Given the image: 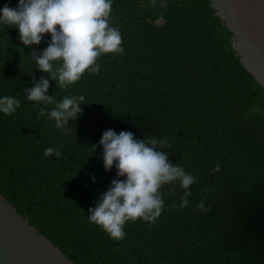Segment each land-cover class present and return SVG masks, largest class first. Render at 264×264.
<instances>
[{
  "label": "trees",
  "instance_id": "obj_1",
  "mask_svg": "<svg viewBox=\"0 0 264 264\" xmlns=\"http://www.w3.org/2000/svg\"><path fill=\"white\" fill-rule=\"evenodd\" d=\"M6 3L17 0L0 7ZM110 23L123 54H102L100 71L67 90L49 81L57 100L85 96L68 134L24 99L22 87L47 74L35 69L18 30L0 26V95L22 100L0 114L1 196L73 264H264V89L232 33L209 0H113ZM109 128L166 137L168 160L197 178L184 208L179 186L163 185L161 215L127 222L120 241L87 220L116 178L114 166L104 170L101 148L91 147ZM50 146L61 148L60 158L43 155ZM201 200L207 213L196 208Z\"/></svg>",
  "mask_w": 264,
  "mask_h": 264
},
{
  "label": "clouds",
  "instance_id": "obj_2",
  "mask_svg": "<svg viewBox=\"0 0 264 264\" xmlns=\"http://www.w3.org/2000/svg\"><path fill=\"white\" fill-rule=\"evenodd\" d=\"M112 6L113 0H17L15 7L7 3L0 7V26L18 30L22 45L31 49L27 56L35 69L47 74L31 87H22L21 93L27 101L35 102L39 108L37 116H46L62 134L71 131L69 121H75L82 113L80 105L85 104V96L70 94L57 100L54 94H48L49 81L67 90L86 71L91 74L100 71L97 60L102 54H123L120 29L110 23ZM45 34L50 39L45 40ZM42 41L46 47L32 48ZM31 74L35 81L34 73ZM21 103L19 95H0V114H13ZM97 146L101 148L104 170L111 171L114 166L116 178L99 194L94 206L89 207L87 220L99 226L110 239H124V226L129 221L157 220L165 203L160 192L163 185H178L183 192L179 207L188 205L191 186L197 178L182 165L168 160L166 137L146 136L141 140L131 131L117 133L109 128L103 131L98 145L91 147L95 151ZM43 155L60 158L61 148L47 147ZM219 170V164L211 169ZM90 179L95 182L94 173ZM196 208L209 211L203 200Z\"/></svg>",
  "mask_w": 264,
  "mask_h": 264
},
{
  "label": "water",
  "instance_id": "obj_3",
  "mask_svg": "<svg viewBox=\"0 0 264 264\" xmlns=\"http://www.w3.org/2000/svg\"><path fill=\"white\" fill-rule=\"evenodd\" d=\"M246 70L264 89V0H209ZM0 264H73L0 194Z\"/></svg>",
  "mask_w": 264,
  "mask_h": 264
}]
</instances>
